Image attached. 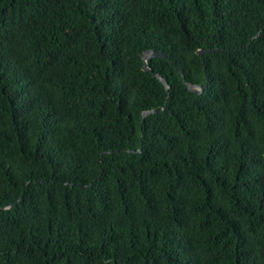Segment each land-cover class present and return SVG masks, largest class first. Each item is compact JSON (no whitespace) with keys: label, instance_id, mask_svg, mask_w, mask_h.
<instances>
[{"label":"trees","instance_id":"1","mask_svg":"<svg viewBox=\"0 0 264 264\" xmlns=\"http://www.w3.org/2000/svg\"><path fill=\"white\" fill-rule=\"evenodd\" d=\"M0 264H264V0H0Z\"/></svg>","mask_w":264,"mask_h":264},{"label":"water","instance_id":"2","mask_svg":"<svg viewBox=\"0 0 264 264\" xmlns=\"http://www.w3.org/2000/svg\"><path fill=\"white\" fill-rule=\"evenodd\" d=\"M260 33V31L258 32V34ZM257 34V35H258ZM208 52H212V50H210V49H201V50H197L196 51V53L198 54V55H202L203 53H208ZM140 57H141V59H142V61H143V70L144 71H149V72H151L152 73V75L154 76V77H156L162 84H163V86H164V88L166 89V90H168V88H169V86H168V83H167V81L160 75V74H158V73H156V72H153L149 67H148V65H147V61L149 60V59H151V58H156V57H158V58H166V56L162 53V52H158V51H155V50H148V51H145V52H143V53H141V55H140ZM182 77H183V75H182ZM185 85H186V87L189 89V90H191V91H196V92H200V91H202L205 87H206V85H204L203 87H201V86H196V85H193V84H191V83H188V82H185ZM156 111L155 110H148V111H144V112H142V121L144 120V118L147 116V115H149V114H153V113H155Z\"/></svg>","mask_w":264,"mask_h":264}]
</instances>
